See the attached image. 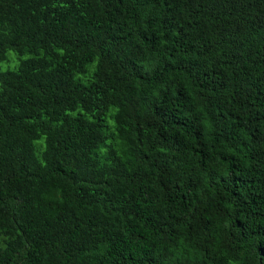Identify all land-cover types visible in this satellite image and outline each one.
Listing matches in <instances>:
<instances>
[{
  "label": "trees",
  "instance_id": "1",
  "mask_svg": "<svg viewBox=\"0 0 264 264\" xmlns=\"http://www.w3.org/2000/svg\"><path fill=\"white\" fill-rule=\"evenodd\" d=\"M0 264H264V0H0Z\"/></svg>",
  "mask_w": 264,
  "mask_h": 264
},
{
  "label": "rangeland",
  "instance_id": "2",
  "mask_svg": "<svg viewBox=\"0 0 264 264\" xmlns=\"http://www.w3.org/2000/svg\"><path fill=\"white\" fill-rule=\"evenodd\" d=\"M27 56H20L17 57L11 52L6 53V59L8 60L7 63L4 61H0V71L4 70H13L18 61L25 59Z\"/></svg>",
  "mask_w": 264,
  "mask_h": 264
}]
</instances>
